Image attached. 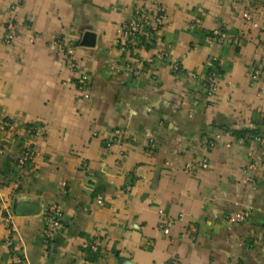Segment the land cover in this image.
Instances as JSON below:
<instances>
[{"label": "crops", "instance_id": "0c3cea01", "mask_svg": "<svg viewBox=\"0 0 264 264\" xmlns=\"http://www.w3.org/2000/svg\"><path fill=\"white\" fill-rule=\"evenodd\" d=\"M262 4L0 0V264H264ZM156 5L161 28L119 44L133 9ZM218 29L238 43L212 40ZM59 41L88 78L87 98ZM200 159L206 169L183 171ZM53 204L63 226L47 239ZM243 211L244 222L227 221Z\"/></svg>", "mask_w": 264, "mask_h": 264}, {"label": "built area", "instance_id": "2783aa9c", "mask_svg": "<svg viewBox=\"0 0 264 264\" xmlns=\"http://www.w3.org/2000/svg\"><path fill=\"white\" fill-rule=\"evenodd\" d=\"M259 14H264V5L262 4L260 7V10L258 12ZM242 17L247 21H252V15L248 11L243 12ZM166 19V13L165 9L160 6L156 5L155 7L151 8L149 11H147L142 6H136L133 9L131 17L122 23L119 27V44L123 43V45H128L131 40L137 35V33L145 28L151 33L157 32L161 26L163 25L164 21ZM5 32L3 35V43L7 45H11L14 39V35L16 32V24L14 19H8L5 22ZM211 39L214 41H217L219 43H238V40L236 38H230L226 35V33L223 30H214L210 34ZM228 38V39H227ZM59 46L61 48V52L63 55V61L64 63L70 67L72 70H75V84L78 86V88L83 91V97L87 98V81L88 78L86 74L79 69H76L74 57H73V48L70 44H64L62 42H58ZM262 74L261 70L258 68H254L251 73V80H256L259 78V76ZM191 78H195L196 76L194 74H189ZM208 92L212 93L216 90V87L214 83H210L208 86ZM34 151L31 147H27L26 149L22 150L20 154L17 156L15 161V167L17 170V179L14 182L13 186L15 189L19 188L20 181H21V171L25 168V165L30 163L33 158ZM264 165V160L263 163ZM207 161L205 159L200 160H193L191 162H188L184 168L183 171L190 174L196 169H206L207 168ZM161 213V212H159ZM162 215V214H161ZM249 216V212H230L227 214L226 219L231 224H239L241 222H244ZM63 226L62 223V213L60 208L57 204L50 205L47 209V215L45 219V224L43 228V235L45 238L50 239L55 234H57ZM158 229L160 232L168 236L170 233V229L172 227V221L169 218H161L158 223ZM93 252L97 251V246L95 244H92L90 247Z\"/></svg>", "mask_w": 264, "mask_h": 264}, {"label": "water", "instance_id": "95a60500", "mask_svg": "<svg viewBox=\"0 0 264 264\" xmlns=\"http://www.w3.org/2000/svg\"><path fill=\"white\" fill-rule=\"evenodd\" d=\"M93 34L92 33H89V32H86L83 37H82V40H81V45L82 46H90L92 45L93 43ZM77 45V44H76Z\"/></svg>", "mask_w": 264, "mask_h": 264}, {"label": "trees", "instance_id": "16d2710c", "mask_svg": "<svg viewBox=\"0 0 264 264\" xmlns=\"http://www.w3.org/2000/svg\"><path fill=\"white\" fill-rule=\"evenodd\" d=\"M254 134H256V133H254V132H252L250 135H254ZM243 135H241V137H242Z\"/></svg>", "mask_w": 264, "mask_h": 264}]
</instances>
